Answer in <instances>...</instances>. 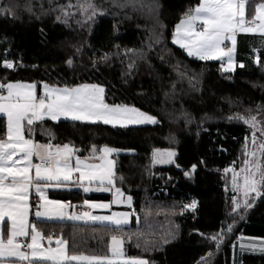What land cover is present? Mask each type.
I'll return each mask as SVG.
<instances>
[{
  "label": "trees",
  "instance_id": "16d2710c",
  "mask_svg": "<svg viewBox=\"0 0 264 264\" xmlns=\"http://www.w3.org/2000/svg\"><path fill=\"white\" fill-rule=\"evenodd\" d=\"M260 2L249 0V18ZM193 6L195 0H0V8L11 9L0 12V83H36L39 94L44 83L98 84L107 104L134 106L158 121L144 127L25 125L29 139L71 144L82 158L92 145L122 151L113 157L115 185L133 199L132 225L117 230L38 222L45 236L68 241L69 254L108 256L110 237L118 235L125 238L127 257L148 264H233L240 238L264 240V183L260 195L249 193L252 207L245 209V196L231 191L228 174L243 166L251 150L264 170V43L241 40L237 60L243 67L234 73L219 60L190 59L171 37ZM5 59L15 67L6 68ZM6 133L0 117V139ZM156 149L175 150L176 164L154 166ZM193 164L194 174L185 176ZM57 198L75 205L84 200L78 191ZM234 198L241 204L236 212ZM192 201L194 209L185 207ZM240 260L264 264V252L244 253Z\"/></svg>",
  "mask_w": 264,
  "mask_h": 264
},
{
  "label": "snow or ice",
  "instance_id": "6c2138e0",
  "mask_svg": "<svg viewBox=\"0 0 264 264\" xmlns=\"http://www.w3.org/2000/svg\"><path fill=\"white\" fill-rule=\"evenodd\" d=\"M248 3L249 0H198L195 6L184 12L179 23L175 25L172 34L173 43L178 44L189 56H196L200 60L227 57L231 68L237 32H258L264 35V2L253 5L254 11L250 18L246 8ZM89 7L94 6L89 5ZM0 12L8 13L11 9L0 8ZM92 14L95 15V12L93 11ZM225 41H230L231 47L225 46ZM3 64L8 69L15 67V63L7 59ZM104 91V88L98 84L61 88L44 83L43 95H38L36 83L20 81L0 83V113L7 117V133L5 138L0 139V258L7 256L26 261L27 264H73V262L148 264L146 259L140 257H125L124 236L111 235L109 244L111 256L69 254L67 240L56 237V247H52L53 236H45L37 229L35 223L29 221L31 207L29 190L35 188L40 199L35 212L37 218L101 221L116 226L117 230L129 223L134 212H113L104 216L95 215L92 211L70 214L66 211L68 202L50 200L45 192L49 187L67 186L69 183L77 184L85 192L92 191L94 183L100 185L95 189L97 191L112 190L117 177L114 171L115 162L109 157L117 152V149L107 145L97 149L96 145H92L90 156L82 158L76 154L78 149L71 144H39L24 136L25 124L31 126L35 121H41L45 117L54 121L61 117L73 121H102L104 124L114 126L157 122L155 116L142 112L134 106L107 104L104 100ZM255 119L254 116L251 117V122ZM259 147L264 149V143ZM160 151L156 149L153 155L156 156ZM175 155L174 151L167 150L166 158L157 159L155 162L171 163ZM33 156L38 158L39 163H33ZM251 156L255 157L256 152H252ZM90 160L99 162H89ZM176 166L180 167L178 164ZM196 167L193 164L191 171L184 172V175L190 176ZM241 171L245 172L243 206L247 209L252 207L247 200L249 193L260 195L257 189L258 185L264 183V170H261L259 163L253 160L250 167ZM233 185L237 186L236 175L233 176ZM123 197L124 193L121 189L115 188L113 201L103 203L85 200L84 205L88 209H109L112 204L124 203L131 207L132 197L130 195ZM195 205L196 201H192L191 205L185 207L194 209ZM233 205V212L241 208V204L237 203L235 198ZM228 230H231V225H228ZM127 238L131 240L132 237ZM211 239L216 240L217 237L213 235ZM45 240L48 243L47 247L44 245ZM163 242L168 243V239L165 238ZM137 246L139 247V244Z\"/></svg>",
  "mask_w": 264,
  "mask_h": 264
},
{
  "label": "crops",
  "instance_id": "0c3cea01",
  "mask_svg": "<svg viewBox=\"0 0 264 264\" xmlns=\"http://www.w3.org/2000/svg\"><path fill=\"white\" fill-rule=\"evenodd\" d=\"M198 3V0H195V5ZM180 21V20H179ZM179 21L176 22L179 23ZM175 24V25H176ZM175 30V26L173 29V32ZM172 32V34H173ZM172 39V37H171ZM248 40V39H252L254 40V42H258L259 44L264 43V36L260 35V34H255V33H242V32H237L236 34V46H235V54H236V62H237V66H236V70L239 69L241 67V65L237 60V54H238V47H239V43H241V40ZM252 40H248L251 41ZM173 43V41H172ZM173 46L177 49H179L181 52H183L187 57H189L190 59H198V57L196 56H189L187 54V52L182 49L178 44L173 43ZM225 46L230 47L231 46V42L230 41H225ZM200 60V59H198ZM207 61H214V60H207ZM224 66V63H223ZM243 67V66H242ZM6 94V93H5ZM38 95H43V86L41 87V92L40 94L38 93ZM0 117L5 118L6 122H7V117L0 113ZM157 120V119H156ZM44 121H51V122H60V121H71V122H83V123H93V124H103V125H109V126H113V127H144V126H155L157 125L158 121L156 123H143V124H137V125H127V126H121V125H111V124H104L102 121H96V122H92V121H73L70 118H65V117H61L59 120H52L49 117H45L43 120L41 121H35L32 125H36L39 123H42ZM27 125V124H25ZM31 125V126H32ZM24 136L26 139H29L24 131ZM33 140V139H31ZM34 141V140H33ZM35 143H37L36 141H34ZM121 152H114L110 155V159L113 160V157L117 154H120ZM78 155V152L76 153ZM38 158L33 156V163H37ZM114 161V160H113ZM89 162H94V163H98L99 161H94V160H90ZM114 171H115V164H114ZM33 175H34V170H33ZM75 180V177L73 178ZM105 187L107 185H104ZM97 187H100V185L98 183H94L92 185L93 190L92 191H88L85 192L83 190L82 187L78 186L75 183H69L67 186H61V187H49L47 189H45L46 195L50 200H59V201H63L61 199H58V194H61V192H68V191H78L81 192L82 195L84 196V200L82 201V203L80 204H73L70 201H64V202H68L72 204V208H68L66 209V211L70 214L75 213V214H81L84 211H92L93 214L95 215H111L113 212H133V199H132V204L131 207H129L128 204L124 203V204H112L111 208L109 209H88V207L86 205H84V201L85 200H90V201H94V202H103V203H109L111 201H113L115 199V188H118L116 185H114V187L112 188V190L110 191H97L95 190ZM122 191V190H121ZM123 192V191H122ZM124 193V192H123ZM128 195L124 193V197L126 198ZM36 200L38 202V204L40 203V199H39V194L35 191V188H31L29 190V204L31 205L30 209H29V221L31 223H35L36 227L38 222L40 223H69V224H80V225H95V226H105V227H116L114 225L108 224L107 222H101V221H96V222H85V221H77V220H68V219H57V218H52V219H48V218H37L35 216V212H33V201ZM133 219H134V214L132 215V217L129 220V223L126 225H123L121 228L123 227H129L132 225L133 223ZM37 229L39 230V228L37 227ZM44 245L45 247L48 246V244L45 243L44 241ZM52 247H56L55 244V240L52 243ZM68 248V245H67ZM108 256H111V252ZM125 257H127L125 255ZM0 264H27L26 261H19L18 259L15 258H10V257H3L0 258ZM73 264H82V262H73ZM241 264V261H240Z\"/></svg>",
  "mask_w": 264,
  "mask_h": 264
},
{
  "label": "rangeland",
  "instance_id": "374dc122",
  "mask_svg": "<svg viewBox=\"0 0 264 264\" xmlns=\"http://www.w3.org/2000/svg\"><path fill=\"white\" fill-rule=\"evenodd\" d=\"M246 8H247V6H246ZM255 34H260V33L257 32ZM213 60H219V61L223 62L224 63L223 70L225 72L234 73L236 71L237 62H236L235 51L233 53V64H232L231 68L228 65L227 57H225L223 59H213ZM166 151L167 150H161L160 153H158L156 156L153 155L152 162H153L154 166L167 167V166H172V165L176 164L177 152L175 150H171V151H174L175 154H176L172 158V162L171 163H158V162H155L157 159L166 158ZM118 152H122V151H118ZM251 153H252V150L247 152V158L246 159L249 162L248 164L244 163L243 166L240 169L231 168L228 171V174L230 175V183H231V187H232L231 191L233 192V191L237 190L241 196H244L243 176L245 175V172H242L241 170L242 169H247L248 167H250L252 162H253V160L258 162L259 165H260V159H259L258 155L256 154L257 156L255 158V157L251 156ZM249 159H251V160H249ZM260 167H261V165H260ZM194 172H192L190 176H192L194 174ZM234 175H236V181H237V186L236 187H234V185H233V176ZM259 187H260V185H258V189H259ZM262 252H264V240H258V239L249 238V237H242V238H240L238 240V242L236 244L235 257H234L233 264H240V261H241L240 258H241V256L244 253H262Z\"/></svg>",
  "mask_w": 264,
  "mask_h": 264
},
{
  "label": "built area",
  "instance_id": "2783aa9c",
  "mask_svg": "<svg viewBox=\"0 0 264 264\" xmlns=\"http://www.w3.org/2000/svg\"><path fill=\"white\" fill-rule=\"evenodd\" d=\"M39 163V161H37ZM38 202L36 200L33 201V212L37 210ZM69 208H72V204L69 203Z\"/></svg>",
  "mask_w": 264,
  "mask_h": 264
}]
</instances>
